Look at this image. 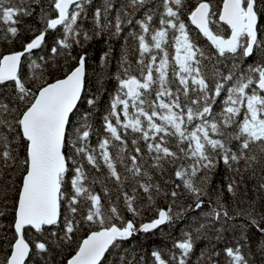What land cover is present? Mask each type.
<instances>
[{"label": "snow or ice", "instance_id": "snow-or-ice-1", "mask_svg": "<svg viewBox=\"0 0 264 264\" xmlns=\"http://www.w3.org/2000/svg\"><path fill=\"white\" fill-rule=\"evenodd\" d=\"M0 264H264V0H0Z\"/></svg>", "mask_w": 264, "mask_h": 264}, {"label": "trees", "instance_id": "trees-1", "mask_svg": "<svg viewBox=\"0 0 264 264\" xmlns=\"http://www.w3.org/2000/svg\"><path fill=\"white\" fill-rule=\"evenodd\" d=\"M101 47H103V46H102V45L94 46V48H93V50H92V51H93V55H95L97 49H98V48H101ZM173 235H178V229H177L176 231L173 232Z\"/></svg>", "mask_w": 264, "mask_h": 264}]
</instances>
